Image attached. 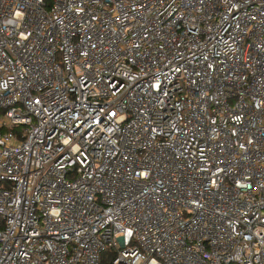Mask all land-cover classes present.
<instances>
[{"label": "built area", "instance_id": "obj_1", "mask_svg": "<svg viewBox=\"0 0 264 264\" xmlns=\"http://www.w3.org/2000/svg\"><path fill=\"white\" fill-rule=\"evenodd\" d=\"M0 264H264V0H0Z\"/></svg>", "mask_w": 264, "mask_h": 264}]
</instances>
